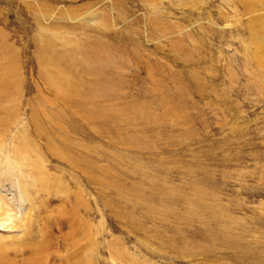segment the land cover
Here are the masks:
<instances>
[{
  "label": "rangeland",
  "instance_id": "rangeland-1",
  "mask_svg": "<svg viewBox=\"0 0 264 264\" xmlns=\"http://www.w3.org/2000/svg\"><path fill=\"white\" fill-rule=\"evenodd\" d=\"M0 30V264H264V0H0Z\"/></svg>",
  "mask_w": 264,
  "mask_h": 264
},
{
  "label": "bare ground",
  "instance_id": "bare-ground-1",
  "mask_svg": "<svg viewBox=\"0 0 264 264\" xmlns=\"http://www.w3.org/2000/svg\"><path fill=\"white\" fill-rule=\"evenodd\" d=\"M6 39H7L6 35L4 34V32H2L0 30V111H2L4 109V105H3V103L5 101L4 94L13 84L12 75L15 72V69H14L15 68L14 67L15 58L11 57V58L7 59L5 57L8 53H13L12 45L8 44L6 42ZM81 83L82 82H79L78 84H81ZM58 84L60 85V88H59L60 91L56 90L57 86H54L50 81H48V85L51 87V89H53L54 91H56L58 93V96L61 99L67 100L68 97H66V95H67L66 91H67V89H69L71 91L70 92L71 98H75L76 100L81 102L83 105L89 104L92 107L91 109H93V107H95V99L92 97H88V98L84 97L83 94H81V89H80L81 87L73 88L72 84H70V83L68 84L67 82L66 83L60 82ZM100 105H102V108H103V106L105 107L108 104L104 103V104H100ZM113 118L114 119H120V114L117 112ZM31 220H32L31 214H28V213L25 214L24 213L23 215L21 214V216H19L17 218L15 224H18V225L23 224L25 226V231H28L29 225H32Z\"/></svg>",
  "mask_w": 264,
  "mask_h": 264
}]
</instances>
